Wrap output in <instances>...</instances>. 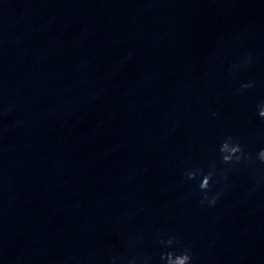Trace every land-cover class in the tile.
<instances>
[{
    "label": "clouds",
    "instance_id": "9594fccd",
    "mask_svg": "<svg viewBox=\"0 0 264 264\" xmlns=\"http://www.w3.org/2000/svg\"><path fill=\"white\" fill-rule=\"evenodd\" d=\"M240 65H233V68H239ZM254 86V82H249L241 85V90L250 88ZM11 111V107L7 110ZM7 112L0 113V115H6ZM258 116L264 118V103L258 105ZM215 116V113H213ZM219 153L221 162L226 165H234L238 164L242 159L248 157L249 154L244 152L242 145L238 141H234L232 136L225 137L220 145H219ZM256 159H258L261 163H264V148H260L256 153ZM216 175V168L212 166L207 172L201 167H195L193 169H188L185 171V180L191 181L195 180L197 176L200 177L199 182V190L203 193L200 203L203 205L207 202L209 207H214L219 199L220 194L218 193L215 196L209 197V191L214 183V176ZM160 243L165 248L164 251L160 253L159 259L161 264H193L194 257L192 254V246L190 244H186L183 247H177L176 245L179 243L178 239L175 236H169L165 239L163 236L160 239ZM135 245L133 243H129L128 247L132 248ZM125 257L121 255L117 249L112 248L108 253V261L109 264H117V261L123 262L125 261ZM138 257H132L126 260V264H137ZM151 259L146 258L144 264H146V260Z\"/></svg>",
    "mask_w": 264,
    "mask_h": 264
}]
</instances>
